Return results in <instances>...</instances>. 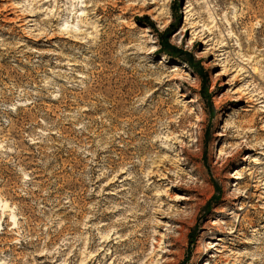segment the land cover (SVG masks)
<instances>
[{
  "label": "rangeland",
  "instance_id": "374dc122",
  "mask_svg": "<svg viewBox=\"0 0 264 264\" xmlns=\"http://www.w3.org/2000/svg\"><path fill=\"white\" fill-rule=\"evenodd\" d=\"M0 264H264V0H0Z\"/></svg>",
  "mask_w": 264,
  "mask_h": 264
},
{
  "label": "bare ground",
  "instance_id": "6f19581e",
  "mask_svg": "<svg viewBox=\"0 0 264 264\" xmlns=\"http://www.w3.org/2000/svg\"><path fill=\"white\" fill-rule=\"evenodd\" d=\"M242 219H244V217ZM250 225H252V224H250ZM103 242H106V241H103Z\"/></svg>",
  "mask_w": 264,
  "mask_h": 264
}]
</instances>
